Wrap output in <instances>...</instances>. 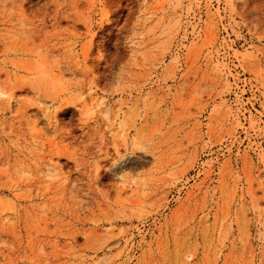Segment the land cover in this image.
<instances>
[{
    "label": "rangeland",
    "instance_id": "rangeland-1",
    "mask_svg": "<svg viewBox=\"0 0 264 264\" xmlns=\"http://www.w3.org/2000/svg\"><path fill=\"white\" fill-rule=\"evenodd\" d=\"M0 264H264V0H0Z\"/></svg>",
    "mask_w": 264,
    "mask_h": 264
}]
</instances>
